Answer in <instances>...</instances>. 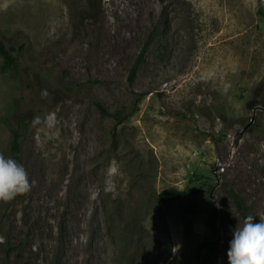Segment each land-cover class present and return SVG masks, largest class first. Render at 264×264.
Returning a JSON list of instances; mask_svg holds the SVG:
<instances>
[{"label":"rangeland","instance_id":"1","mask_svg":"<svg viewBox=\"0 0 264 264\" xmlns=\"http://www.w3.org/2000/svg\"><path fill=\"white\" fill-rule=\"evenodd\" d=\"M0 39V153L19 126L32 185L0 264H229L228 192L264 215V0H0Z\"/></svg>","mask_w":264,"mask_h":264},{"label":"clouds","instance_id":"2","mask_svg":"<svg viewBox=\"0 0 264 264\" xmlns=\"http://www.w3.org/2000/svg\"><path fill=\"white\" fill-rule=\"evenodd\" d=\"M31 186L24 166L0 153V201L8 202L26 194ZM259 218V223H254V217L248 215L242 226L234 230L227 252L229 264H264V215ZM178 247L172 249L173 253Z\"/></svg>","mask_w":264,"mask_h":264},{"label":"trees","instance_id":"3","mask_svg":"<svg viewBox=\"0 0 264 264\" xmlns=\"http://www.w3.org/2000/svg\"><path fill=\"white\" fill-rule=\"evenodd\" d=\"M21 48L18 49L20 51ZM0 57L2 59V64L0 66V70L5 73H14L17 74V61H16V54L12 47H6L2 40L0 39ZM20 127L18 126L11 132V143L9 147L10 156L12 159L16 160L17 162L20 159L21 154V139H22V132L20 131ZM211 187L207 188V193H209ZM200 191H191V190H177L174 188H169L162 190L158 195L157 199L159 201H166L171 199H180L186 197L188 195L197 194ZM229 198L232 203L235 205L236 209L238 210L239 214L243 217H247L248 208L245 204V201L233 190L228 192ZM254 223H259L258 219L253 220Z\"/></svg>","mask_w":264,"mask_h":264}]
</instances>
